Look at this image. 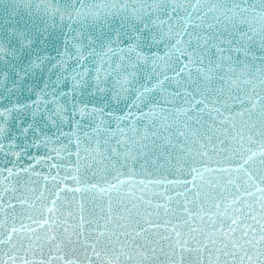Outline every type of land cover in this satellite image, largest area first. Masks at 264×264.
<instances>
[{
  "label": "snow or ice",
  "instance_id": "1",
  "mask_svg": "<svg viewBox=\"0 0 264 264\" xmlns=\"http://www.w3.org/2000/svg\"><path fill=\"white\" fill-rule=\"evenodd\" d=\"M0 264H264V0H0Z\"/></svg>",
  "mask_w": 264,
  "mask_h": 264
},
{
  "label": "water",
  "instance_id": "2",
  "mask_svg": "<svg viewBox=\"0 0 264 264\" xmlns=\"http://www.w3.org/2000/svg\"><path fill=\"white\" fill-rule=\"evenodd\" d=\"M7 2V0H5V3Z\"/></svg>",
  "mask_w": 264,
  "mask_h": 264
}]
</instances>
